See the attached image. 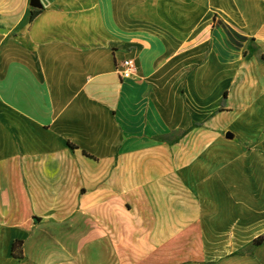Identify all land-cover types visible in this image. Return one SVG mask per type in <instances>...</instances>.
Segmentation results:
<instances>
[{
	"label": "crops",
	"instance_id": "obj_1",
	"mask_svg": "<svg viewBox=\"0 0 264 264\" xmlns=\"http://www.w3.org/2000/svg\"><path fill=\"white\" fill-rule=\"evenodd\" d=\"M40 2L0 0V264H264V0Z\"/></svg>",
	"mask_w": 264,
	"mask_h": 264
},
{
	"label": "trees",
	"instance_id": "obj_2",
	"mask_svg": "<svg viewBox=\"0 0 264 264\" xmlns=\"http://www.w3.org/2000/svg\"><path fill=\"white\" fill-rule=\"evenodd\" d=\"M42 8H31V13H30V20H33L40 12H41ZM254 53V50L252 48V46L249 44L247 50L244 52V56L246 58H250ZM225 102H226V93L224 94L223 100H222V106L219 110H222L225 106ZM202 123H193L191 125V127H189L188 129L184 130L183 132H181L180 134L176 135L173 138H167L166 140L169 143H174L176 141H178L182 136H184L191 128L196 127V126H201ZM229 136H232V134L229 133ZM70 146L72 148H75V146L73 144L70 143ZM86 155L90 156L89 154L85 153ZM264 241V235L257 237L252 244L251 249H249V253H252L253 249L255 247H257L258 245H260L262 242ZM22 244L23 241H14L13 245H12V251L14 256L16 257H22L23 256V252H22Z\"/></svg>",
	"mask_w": 264,
	"mask_h": 264
},
{
	"label": "built area",
	"instance_id": "obj_3",
	"mask_svg": "<svg viewBox=\"0 0 264 264\" xmlns=\"http://www.w3.org/2000/svg\"><path fill=\"white\" fill-rule=\"evenodd\" d=\"M118 72L121 78L128 79L134 76L136 72V63L132 58L122 60L118 67Z\"/></svg>",
	"mask_w": 264,
	"mask_h": 264
},
{
	"label": "water",
	"instance_id": "obj_4",
	"mask_svg": "<svg viewBox=\"0 0 264 264\" xmlns=\"http://www.w3.org/2000/svg\"><path fill=\"white\" fill-rule=\"evenodd\" d=\"M30 5L34 8H42L40 0H30Z\"/></svg>",
	"mask_w": 264,
	"mask_h": 264
}]
</instances>
